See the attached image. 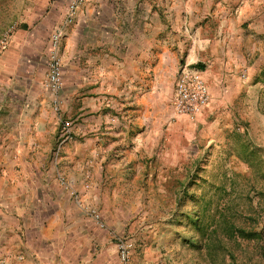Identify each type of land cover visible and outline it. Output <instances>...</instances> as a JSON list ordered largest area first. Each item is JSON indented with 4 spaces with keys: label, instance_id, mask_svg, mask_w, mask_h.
Wrapping results in <instances>:
<instances>
[{
    "label": "crops",
    "instance_id": "obj_1",
    "mask_svg": "<svg viewBox=\"0 0 264 264\" xmlns=\"http://www.w3.org/2000/svg\"><path fill=\"white\" fill-rule=\"evenodd\" d=\"M72 1L30 0L0 51V261L7 264H121L115 223L134 218L130 190L140 194L154 179L141 159L148 141L163 138L161 112L181 66L210 89L197 122L264 58V0H82L65 22ZM60 27L58 112L47 74Z\"/></svg>",
    "mask_w": 264,
    "mask_h": 264
},
{
    "label": "rangeland",
    "instance_id": "obj_2",
    "mask_svg": "<svg viewBox=\"0 0 264 264\" xmlns=\"http://www.w3.org/2000/svg\"><path fill=\"white\" fill-rule=\"evenodd\" d=\"M29 1L0 0V41L16 30ZM250 68L246 78L230 82L227 93L222 89L221 107L200 121H193L197 114H176L174 92L167 96L163 138L158 147L148 141L141 159L154 179L142 184L140 194L130 190L138 201L134 218L126 226L115 223L117 251L119 241L128 239L131 264H264V58ZM197 217L207 233L213 220L221 221V236L229 221L257 235L228 242L237 255L232 261L214 237L200 243Z\"/></svg>",
    "mask_w": 264,
    "mask_h": 264
},
{
    "label": "built area",
    "instance_id": "obj_3",
    "mask_svg": "<svg viewBox=\"0 0 264 264\" xmlns=\"http://www.w3.org/2000/svg\"><path fill=\"white\" fill-rule=\"evenodd\" d=\"M82 0H73L69 6L65 22H71L76 14L77 7ZM62 34L61 27L52 35L50 47V61L47 74V84L52 89L53 104L55 110H61L60 92L63 87V65L59 53L60 38ZM11 34H7L0 41V51L8 44ZM246 78L247 75H242ZM210 101V89L207 82L200 77L198 71L184 65L180 68L173 97L174 111L178 115H196ZM65 133H69V128L64 124ZM90 214L99 223L104 226L101 214L98 210L92 209ZM132 244L128 239H121L118 245V255L121 264H131ZM0 264H7L4 260Z\"/></svg>",
    "mask_w": 264,
    "mask_h": 264
},
{
    "label": "trees",
    "instance_id": "obj_4",
    "mask_svg": "<svg viewBox=\"0 0 264 264\" xmlns=\"http://www.w3.org/2000/svg\"><path fill=\"white\" fill-rule=\"evenodd\" d=\"M210 222L212 224L211 233H207L206 224L203 225V223H202L201 219H199V217H197V219H196V224L198 225L199 229L202 231V237L200 239V243L205 245V242H207L206 241L207 237L209 238V240H212V238L214 237L218 243V244L217 243L216 244L220 248H222V250L224 251L226 256H228L232 261H237V255H236L235 251L229 246V245H231L229 243H233V241H238V239H240V238L248 239V238L255 237L257 235V233L255 231H253V230L248 231L246 229L238 228V227H236L237 226L236 222L229 221V225H227L225 227L224 233H222V236H221L218 234L219 232H217V229H216V227L221 224V221L215 222V221L211 220ZM212 245L213 244H210V243H209V245L206 244V247L208 246V248H209L207 254L209 255L210 259L213 258V256H212L213 250H211Z\"/></svg>",
    "mask_w": 264,
    "mask_h": 264
}]
</instances>
